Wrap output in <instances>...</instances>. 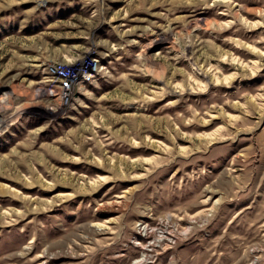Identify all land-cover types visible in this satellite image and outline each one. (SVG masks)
Returning a JSON list of instances; mask_svg holds the SVG:
<instances>
[{"label": "rangeland", "instance_id": "rangeland-1", "mask_svg": "<svg viewBox=\"0 0 264 264\" xmlns=\"http://www.w3.org/2000/svg\"><path fill=\"white\" fill-rule=\"evenodd\" d=\"M0 122V264H264V0H0Z\"/></svg>", "mask_w": 264, "mask_h": 264}, {"label": "crops", "instance_id": "crops-1", "mask_svg": "<svg viewBox=\"0 0 264 264\" xmlns=\"http://www.w3.org/2000/svg\"><path fill=\"white\" fill-rule=\"evenodd\" d=\"M109 249L113 252L110 254L106 253V258L104 259L103 255H99L98 253L91 258L89 264H127L128 259L130 258L132 252H134V248H121L119 244H115L114 242L108 244ZM107 249V248H106ZM108 250V249H107ZM108 252V251H107Z\"/></svg>", "mask_w": 264, "mask_h": 264}, {"label": "bare ground", "instance_id": "bare-ground-1", "mask_svg": "<svg viewBox=\"0 0 264 264\" xmlns=\"http://www.w3.org/2000/svg\"><path fill=\"white\" fill-rule=\"evenodd\" d=\"M65 60H66L65 62H67V63H68V62H72V59H70V58H66V57H65ZM71 83L73 84L74 82L72 81V82H70V84H71ZM0 123H1V122H0ZM1 126H2V125L0 124V127H1ZM1 128H2V127H1ZM213 135H214L213 133L210 134V135H208L209 139H211L212 141L214 140ZM210 142H211V141H210ZM7 214H8V213H7ZM200 214H203V213H200ZM200 214H199V215H200ZM199 215L191 216V217H189V220L194 221V220L196 219V217L199 216ZM206 215H208V214H206ZM199 220H200V219H199ZM202 220H203V219H202ZM94 225H95V224H94ZM96 226H97L99 229H102V228H106L107 225H103V223L100 225V223H99L98 225L96 224ZM180 230H181V229H180ZM173 231H174V230H173ZM176 231L178 232L179 230H176ZM180 232H181V231H180ZM166 233H167V231H166ZM169 233H170V232H169ZM180 234H181V233H180ZM184 234H185V233H184ZM165 235H166V234H165ZM136 242H138V241H136ZM143 258H144V257H143Z\"/></svg>", "mask_w": 264, "mask_h": 264}, {"label": "built area", "instance_id": "built-area-1", "mask_svg": "<svg viewBox=\"0 0 264 264\" xmlns=\"http://www.w3.org/2000/svg\"><path fill=\"white\" fill-rule=\"evenodd\" d=\"M65 84V83H64ZM68 87H69V82H68ZM138 233H140V232H138ZM147 234V236H148V233H146ZM157 240H162L164 237L162 236V234L161 235H158L157 237ZM167 238V237H166ZM154 239V238H153ZM171 242V241H170ZM173 242V241H172ZM135 244H138V245H140V242H136ZM151 244H157V243H155V242H152Z\"/></svg>", "mask_w": 264, "mask_h": 264}]
</instances>
